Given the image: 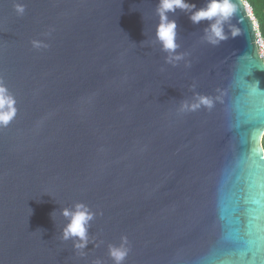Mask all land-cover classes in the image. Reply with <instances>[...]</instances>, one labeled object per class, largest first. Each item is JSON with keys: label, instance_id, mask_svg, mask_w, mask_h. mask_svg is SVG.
<instances>
[{"label": "water", "instance_id": "95a60500", "mask_svg": "<svg viewBox=\"0 0 264 264\" xmlns=\"http://www.w3.org/2000/svg\"><path fill=\"white\" fill-rule=\"evenodd\" d=\"M190 2L169 13V62L159 0H0V81L17 109L0 126V264H115L122 237V264H264L254 24L244 0L194 24L209 0ZM200 97L211 107L192 109ZM78 202L94 214L83 249L62 235Z\"/></svg>", "mask_w": 264, "mask_h": 264}, {"label": "clouds", "instance_id": "9594fccd", "mask_svg": "<svg viewBox=\"0 0 264 264\" xmlns=\"http://www.w3.org/2000/svg\"><path fill=\"white\" fill-rule=\"evenodd\" d=\"M15 7L19 14L24 13L25 6L23 4L17 3ZM177 9L190 11L195 9V5L191 3L190 0H159L157 7L159 23L156 26V38L161 43L162 49L170 53L168 57L169 62L181 58L179 55L174 57L171 55L178 47V44L176 43L177 23L175 19L169 18V13H174ZM231 10L232 7L228 0H223V2H219V0H209L205 8L192 11L189 19L192 23L199 24L202 20H211L218 14L226 16ZM218 24L219 21L209 25L211 32L218 38L211 40L213 43H218L219 39L225 38ZM33 45L39 47L40 42L33 41ZM262 55H264V53H262ZM200 104L211 107L212 100L208 97H200L199 102L192 104L191 108L195 109L199 107ZM182 107L187 108L188 105L185 104ZM16 111L14 97L8 92L3 82L0 81V126H7L15 117ZM262 140H264V133H262ZM62 215L68 219V223L62 229L63 239H73L76 248H85L89 242V222L93 219L94 214L89 210L87 205L78 202L73 208H64L62 210ZM122 241L123 243L120 246L109 245V255L113 258L115 264H122V261L128 253V248L124 247V244L127 243V237H122ZM95 264H101V261L97 260Z\"/></svg>", "mask_w": 264, "mask_h": 264}, {"label": "built area", "instance_id": "2783aa9c", "mask_svg": "<svg viewBox=\"0 0 264 264\" xmlns=\"http://www.w3.org/2000/svg\"><path fill=\"white\" fill-rule=\"evenodd\" d=\"M244 4H245V7H246L248 14L250 15V17L253 21L254 30L256 33V43H257V47H258V52H259L260 58L262 59V61L264 63V55H262V53H264V37L260 32L258 21L253 14V10H252L250 4L245 0H244Z\"/></svg>", "mask_w": 264, "mask_h": 264}, {"label": "trees", "instance_id": "16d2710c", "mask_svg": "<svg viewBox=\"0 0 264 264\" xmlns=\"http://www.w3.org/2000/svg\"><path fill=\"white\" fill-rule=\"evenodd\" d=\"M247 1L252 10L253 14L256 17L260 32L264 37V0H245ZM262 147L264 148V140H262Z\"/></svg>", "mask_w": 264, "mask_h": 264}]
</instances>
